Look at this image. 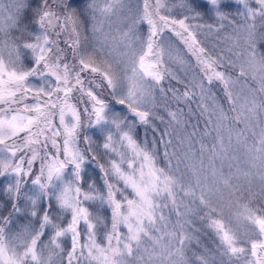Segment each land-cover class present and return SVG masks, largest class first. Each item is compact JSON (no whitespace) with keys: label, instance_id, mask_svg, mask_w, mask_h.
<instances>
[{"label":"snow or ice","instance_id":"obj_1","mask_svg":"<svg viewBox=\"0 0 264 264\" xmlns=\"http://www.w3.org/2000/svg\"><path fill=\"white\" fill-rule=\"evenodd\" d=\"M124 6V0H105L102 7H89L106 18ZM175 6L169 0H143L112 45L126 51L109 60L98 59L106 34L99 48L81 49L79 17L71 6L57 12L50 0L35 5L0 0V180H6L8 201L6 212L0 205V264H53L64 251V238L71 242L67 264H189L187 217L201 211L218 239L220 264H264V209L251 204L264 197V51L258 50L264 44V0H179L181 19L171 15ZM206 15L215 24L187 23ZM92 20L95 37L102 28L94 15ZM225 23L235 34L229 51L239 50L237 59L227 62L207 52L195 35L197 28L219 31ZM140 24L147 25V34L133 48ZM69 25L75 38L64 43L72 49L71 63L60 41ZM166 31L179 37L200 69L191 88L169 89L177 102L197 97L204 118L202 130L192 124L180 141L189 145L182 154L169 153L172 140L165 137L172 135L168 128L186 129L183 109L166 108L170 119L163 130L154 123L163 117L152 111L156 91L166 95V76L183 83L165 67V55L187 65L182 53L165 48ZM222 66L237 68L238 76L219 70ZM214 82L227 109L212 92ZM93 135L100 138L102 152L96 151ZM158 143L165 144L164 167L157 162ZM240 154L247 168L238 166ZM89 165L99 171L102 184L89 174ZM241 177L248 184L247 203L239 196L231 199L241 191L233 179ZM255 177L258 193L251 189ZM101 230L103 242H98ZM196 260L216 264L210 254Z\"/></svg>","mask_w":264,"mask_h":264},{"label":"rangeland","instance_id":"obj_2","mask_svg":"<svg viewBox=\"0 0 264 264\" xmlns=\"http://www.w3.org/2000/svg\"><path fill=\"white\" fill-rule=\"evenodd\" d=\"M6 3H11L12 0H5ZM39 0H30V3L35 5L38 3ZM142 2L143 0H124L125 6L117 11L116 14L103 17L99 13V11L92 12L90 9V5L95 3L97 7H102L105 3V0H50V3H53V8L57 12L61 11H67L68 6H71L72 10L76 13V15L79 17V23L77 30L80 33V47L81 49H87L91 50L93 47H100V43L104 42V36L105 34L108 37L107 46L100 52V55L98 56V59H115L119 58V54L123 51H126L123 49V47H118L115 50H113L112 45L113 43L118 44L119 37L122 32L126 31L129 24L131 23V20L138 14L139 10L142 8ZM154 0H149V3H153ZM170 4L176 5L173 7L171 15L176 19L183 18L184 11L182 8L179 7V0H169ZM237 6L232 5L231 10H235ZM30 15V14H29ZM96 17L95 23L98 24L102 28L101 32L96 33L95 37L92 33V16ZM189 24L198 25V24H215V21L213 19H210L209 16H204L203 20H189L187 21ZM136 37H138V40H134L133 48L139 47V40H142L146 34H147V25L146 24H140L136 26L135 29ZM165 37H168V41L164 42L165 48L171 47L173 51H179L184 55L185 60L187 61V65H180L175 63L174 61L170 60L167 55L164 57V64L165 67L169 68L172 73L175 74L176 77L179 78L180 81H183V83H178L177 80L172 79L171 77L166 76L165 80L162 82L163 87L165 88L166 95L162 96L159 91L157 90L155 93V107L152 108V111L155 112L158 116L163 117V120H155L154 123L157 125V127L161 130L168 127V121L169 116L167 115L166 108L168 110L176 111L177 108L183 109V119L188 121V125L186 129L183 130H177V128L171 127L168 128V131L172 133L171 136H166L165 140L171 139L172 144L167 145V150L169 153L175 151L178 154H182L186 151H188L189 145L187 141L184 143H181L180 141L184 138V136L187 135V133L191 132L192 124L199 123V130L203 129L204 126V118L200 117L199 110L196 106V101L198 100L197 97H193V100L185 103L183 101L177 102L172 98V92L169 91L170 88H174L178 90V93H182L185 91V85H189V88H191V80L194 76L199 77L200 75V69L196 65L195 57H193L190 53L187 52V49L185 45L181 42L179 37H176L170 32L164 33ZM195 35L197 41H199L200 46L204 47L207 52L212 53L214 56L222 57L225 62H227L229 59L236 60V56L234 55L235 52L239 51L238 49H234L230 52L229 48H232L233 41L229 39V37L235 35L232 31V27L225 23V27L220 29L219 31H216L215 28L212 31L207 30L206 28H197L195 29ZM75 37L72 36L71 33V25L68 26V29L64 31L60 36L61 41V47L64 48L65 53L67 55L68 61L72 62V49L67 47V44L64 43L66 40H72ZM163 42V41H162ZM259 51H264V44L260 45L258 48ZM111 52L112 55L108 56V53ZM219 70L226 72L227 74L233 76L236 78L238 76V69L230 66H222L219 68ZM241 81H243L244 78H240ZM249 84H252V81H248ZM98 92L103 91L102 89H97ZM198 91V90H197ZM212 92L216 95V97L219 99L220 103L227 109V100L223 96L222 88L214 82V85L212 86ZM74 96L77 94H73ZM104 98L108 101L109 105L112 106L114 101L111 99V97L107 94V92H104ZM28 103H31V100L27 101ZM117 110L121 108L120 105L115 106ZM191 110V111H190ZM83 131H93L94 130H88L85 128ZM138 133V139L143 141V126H139L137 129ZM159 135V133L157 134ZM93 139L97 141L96 145V151L102 152L103 150L98 147L100 143V138L93 135ZM151 139V133H149V140ZM198 139V137L193 138V148L192 151L195 152L199 145L195 143V140ZM81 147H85L83 142L81 143ZM151 147V145H150ZM165 150V144L158 143L156 145V151L158 154V164L161 167L165 166V163L163 161V152ZM19 155V154H18ZM38 163V162H37ZM236 163L233 162L232 171H236ZM239 167L241 168H247L246 163L244 162L243 155L240 154L239 159ZM181 171L184 170V165L181 164L180 166ZM89 174L93 176V178L96 179L97 184H102L100 180V173L97 169H95L94 165H89ZM227 165L224 168L225 173L228 172ZM29 183L31 178H28ZM210 182V180H209ZM6 183V180H0V205H3V209L7 208L8 201L7 197L3 194V188L4 184ZM233 183L236 185H239L241 188L240 192H237L231 199L235 200L236 196L240 197L241 203H247L249 200V193L245 189L248 188V184L245 181L243 177L240 179H233ZM251 189L254 192L260 191V180L258 177H255L252 179L251 183ZM224 199H229L227 190L224 191ZM186 203H188V200H185ZM252 206H255L260 209H264V197L256 196L251 201ZM4 209V210H5ZM232 211L236 210V205L234 204L232 206ZM3 211V210H2ZM183 211V209H181ZM226 213L228 212V209L225 210ZM107 214V213H106ZM203 215V212H197L195 214H192L187 217L191 221L190 224L186 225L187 231L191 235V240L188 242V247L186 249V256L189 261V264H199V261L196 260V256L198 255H208L210 254L212 257L215 258L216 264H220L221 257L219 256L217 252V245H218V239L215 236V234L212 232L211 229L207 227V221L204 219H201L200 217ZM171 220L175 222L176 216L175 213L171 215ZM15 227V225H14ZM122 231H124L122 229ZM50 233V230H49ZM49 233H46L44 239V242H47ZM98 242H103V230L98 234ZM81 243H84V236H81ZM63 248L64 251L60 253L59 256L53 257V264H67V254L70 251L71 248V242L69 239L64 238L63 239ZM60 257H64V259H61ZM226 259V258H225ZM73 264H83L82 261H74Z\"/></svg>","mask_w":264,"mask_h":264},{"label":"trees","instance_id":"obj_3","mask_svg":"<svg viewBox=\"0 0 264 264\" xmlns=\"http://www.w3.org/2000/svg\"><path fill=\"white\" fill-rule=\"evenodd\" d=\"M4 209H5V208H4ZM4 209H3V212H6V211H7V208H6L5 210H4Z\"/></svg>","mask_w":264,"mask_h":264}]
</instances>
